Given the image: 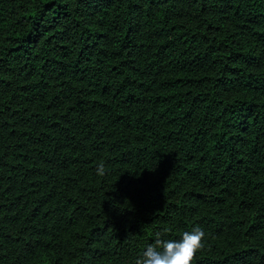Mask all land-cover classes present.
<instances>
[{
	"label": "trees",
	"instance_id": "obj_1",
	"mask_svg": "<svg viewBox=\"0 0 264 264\" xmlns=\"http://www.w3.org/2000/svg\"><path fill=\"white\" fill-rule=\"evenodd\" d=\"M194 227L193 264H264V0H0V264Z\"/></svg>",
	"mask_w": 264,
	"mask_h": 264
},
{
	"label": "clouds",
	"instance_id": "obj_2",
	"mask_svg": "<svg viewBox=\"0 0 264 264\" xmlns=\"http://www.w3.org/2000/svg\"><path fill=\"white\" fill-rule=\"evenodd\" d=\"M105 167L97 165V174L103 175ZM205 233L200 227L184 232L179 240L162 239L158 233L135 264H193L196 253L204 247Z\"/></svg>",
	"mask_w": 264,
	"mask_h": 264
}]
</instances>
